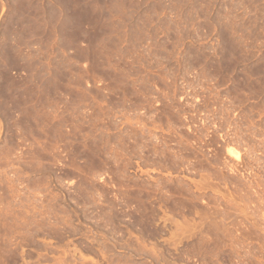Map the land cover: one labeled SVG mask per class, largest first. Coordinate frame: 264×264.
<instances>
[{
	"label": "rangeland",
	"instance_id": "rangeland-1",
	"mask_svg": "<svg viewBox=\"0 0 264 264\" xmlns=\"http://www.w3.org/2000/svg\"><path fill=\"white\" fill-rule=\"evenodd\" d=\"M0 264H264V0H0Z\"/></svg>",
	"mask_w": 264,
	"mask_h": 264
}]
</instances>
